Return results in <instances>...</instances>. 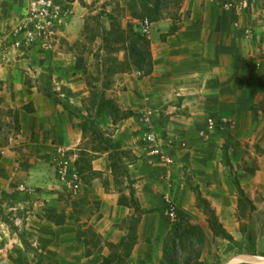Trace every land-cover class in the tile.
I'll list each match as a JSON object with an SVG mask.
<instances>
[{
    "label": "crops",
    "instance_id": "0c3cea01",
    "mask_svg": "<svg viewBox=\"0 0 264 264\" xmlns=\"http://www.w3.org/2000/svg\"><path fill=\"white\" fill-rule=\"evenodd\" d=\"M55 1L60 5L62 14L55 49L62 48L65 41L82 42L90 6L105 3L109 26L104 27L102 33L110 40L105 37L103 40L109 45L107 48H114L110 52L112 60L118 64L130 63L126 70L118 68L105 72L102 77L105 82L98 90L121 110L132 112L116 123L113 122L111 109L105 108L101 114L106 126L113 127L109 128L113 141L120 143L131 155L128 166L131 178L135 179L136 196L141 208L160 209L141 215L129 264H174L170 258L167 262L161 256L160 239L167 228L165 224L162 229V223H155L153 219L159 216L152 215L164 216L163 193L176 205L174 219L183 218L197 228L200 237L207 236V240H201L200 264H217L219 256L224 259L227 255L223 250H216L212 240L209 241L215 237L216 241L230 242L214 235L207 216L197 207L195 193L183 176L184 164L193 169L194 184L215 209L227 232L236 240L244 238L239 193L221 162L226 154L238 171L241 187L255 206L251 209L250 222L257 233V252L264 254V201H261L264 190L257 183L261 171L256 166L242 163V147L232 145V142H264V109L256 108L257 104L264 102V59H255L261 47L264 48V43L260 45L264 27L256 24V12L237 9L231 0H181L172 15L167 14V6L162 7L158 18L148 21L152 70L142 75L131 59L128 34L131 29L144 33L143 20L148 18L133 16L136 9L129 6L132 0ZM154 1L145 3L153 6ZM28 2L0 0V97L5 100L4 105L12 108L32 102L34 116L39 119L30 124V130L34 132L29 141L41 143V135H47L43 134L45 129L53 133L58 128L74 132V120L65 116L66 110L46 91L25 85L24 80L31 75V68L45 69L40 72L39 83L54 84L55 91L79 110L83 109L81 98L89 91L76 76L68 77L62 73L65 80L58 78L57 71L67 58L64 50H59L56 57H40L29 49L25 52L29 55L27 59L18 58L20 54L14 48L13 30L22 21ZM118 4L125 9L122 22H115L116 12L112 11ZM172 26L174 30L170 31ZM113 30L119 32V42H115L114 35L110 33ZM209 116L217 120L216 126L211 129L207 126ZM148 130L155 133L156 145L161 154L171 158L170 163L150 154V145L144 139ZM225 144L228 147L224 155L220 148ZM181 145L187 147L180 149ZM257 158L264 161V155ZM90 164L92 173H101L102 176L86 172L84 181L83 174H80L82 189L78 195L86 197L88 202L79 210L81 219L78 222L81 225L76 235L86 239L91 232L96 240L101 241L98 248L91 250L105 253L111 250V245L127 237L133 210L129 200L124 198L125 203L120 201V192L116 190L111 174L109 152L92 151ZM106 177L108 185L103 183ZM255 178L257 182H254ZM40 179L44 187L42 196L49 198L53 192L48 179L44 176ZM184 196L188 199L185 200ZM47 217L36 218L40 222L36 224L38 229ZM34 219L33 216L29 223L33 224ZM152 233L159 236L153 239L155 243L150 244L146 240L147 235ZM63 251L53 250L51 261L65 264ZM66 251L70 253V250ZM152 251L159 259L148 262V253ZM90 258L95 259L94 256ZM0 264L24 262L15 250H0ZM30 264L36 262L31 261Z\"/></svg>",
    "mask_w": 264,
    "mask_h": 264
},
{
    "label": "rangeland",
    "instance_id": "374dc122",
    "mask_svg": "<svg viewBox=\"0 0 264 264\" xmlns=\"http://www.w3.org/2000/svg\"><path fill=\"white\" fill-rule=\"evenodd\" d=\"M142 1L145 3L151 0ZM177 1L178 0H167L166 12L168 15H172L176 11L178 7ZM231 1L232 4H235L234 6L237 7V9H243L244 11L253 10L256 12V24H260L264 27V0ZM139 2L140 0H134V2L132 0L129 2V6L139 11ZM245 2L247 3L246 6H240ZM90 7V12L86 16V25L83 30L85 38L82 42L69 43L65 41L62 48L59 47L51 52H44L33 47L27 49L14 47L18 54H20L18 58L21 59H27V57H29V55L25 53L29 49H33L40 57H56L58 53H60L59 50L65 51L67 58L63 61L61 60L63 64H61V67L57 71L58 78L65 80V76L62 73H66L68 77L76 76L81 80L86 91H89V94L86 96L83 95L81 98L83 109H80V111L82 115H75L67 110L65 111V116L69 118L72 117L74 120L72 121L74 132H69L68 129L58 128L53 133L52 131L46 132L45 130L47 129H45L43 134L47 135H45V137L41 135L43 142L31 143L29 137L31 133L33 134L34 130L31 132L30 124L39 119L34 116V109L32 112H27L25 109V106L32 107V102L28 101L27 103H21L19 108H12L4 105L5 100L3 97H0V250H15V253L24 264H30L31 261H35L36 264H38L35 255L36 252L41 254L46 262L60 264L59 262L51 261L53 250H64L62 253L65 264H102L107 256H112L114 260L112 263L108 264H129L131 257L132 250L128 255L129 248L125 246V238L118 244L111 245V250L103 253L102 250H91V248H98L101 244V241L99 239L96 240L91 232L86 239H82L76 235L81 225L80 222H78L79 219H81L79 210L81 208L83 209L87 204V198L84 196L80 197L78 195L80 192L78 194H73L62 188L61 184L56 180V156L58 147L63 146L69 148V153L74 155L75 164L80 174H83V180L85 181L86 172H88V175L92 174L97 177L102 176L101 173L93 174L90 164L92 151H106L104 149L103 139L98 136L97 131L102 132L106 139L112 138L109 128L113 127L106 126L105 122L102 120V114L97 115L96 113L97 99L95 96L105 82L102 78L104 73L111 72L115 68L118 69L120 66L118 63L115 64L111 61L109 48H107L109 45L105 44L103 40V37L107 38V35L105 36L102 31L104 27L109 26V20L105 16L107 12L105 3L92 4ZM112 11L116 12L114 18L115 22H122L125 18L124 7L118 4ZM145 34L149 35V32ZM108 40H110V38ZM262 43H264V36L261 39L260 45ZM255 59H264V48L261 47ZM31 70V75L24 80L25 85L37 86L40 91H55L53 88L54 84L39 83L40 72H44L45 69L42 70L40 67H32ZM260 107L264 109L263 101L257 104L256 108ZM38 137H40V135H38ZM232 145L242 147L244 151L242 163L250 164L260 169V181L257 182L255 178L254 182H257L264 190V161H260L257 158L258 155H264V142H232ZM184 147H187V145H181L180 149ZM227 147L228 146L225 144L220 148L224 155L226 154ZM107 152H109V156L111 154L110 161L115 164L114 173L117 180L114 182L116 190L120 192V198L130 201L129 182L122 172L121 166H125L126 169H128L130 179L134 180L133 186L136 196L135 179L131 178L128 166L129 159H132L131 155L128 150L123 149L121 145ZM227 158L230 160L228 154L223 157L221 162L229 177V167L226 164ZM184 167H186V169L183 172V176L185 179L187 176L190 177L192 184H194L193 169L187 164H184ZM232 170L238 177V171L233 164ZM111 174L113 175V171H111ZM40 176H44L48 179V184L51 186L50 189L53 194H51L49 198L42 196L41 191L44 187L40 184ZM113 179L115 178L113 177ZM105 182H107L106 185H108L107 177L103 180V183ZM188 187H190L189 184ZM262 194H264V192ZM245 196L246 197L241 198L240 207L242 226L252 224L250 222L251 209L255 208L248 196L246 194ZM161 197H165V193L161 194ZM136 198L138 199L137 196ZM184 199L187 200V196H184ZM248 199L250 201H248ZM261 201H264V195L261 196ZM162 208L164 216H161V214H152L155 217L159 216L158 218L156 217L157 219H153L155 223L165 224L167 228L165 232H160V234L162 233L160 239V244L162 246H159V248L161 247L163 249L161 253L162 258L164 259V256L166 259L170 258L174 264H199V254L202 249L201 240L205 241V238L207 240V236L202 235V237H200L197 228H195L193 224L185 222L183 218L173 219L166 213L165 205ZM198 208L207 216L202 207ZM150 209L152 211L148 213H153V211H157L156 209L159 208ZM262 211H264V209H262ZM33 216L35 217V223L33 222V224H31L29 221ZM43 217H47V221L43 223V228L41 227V229H38L36 224L40 222H38L36 218ZM6 220L13 222L24 232L30 245L35 250L24 246L18 234L9 227ZM162 229H164V225ZM158 236L159 235L153 233L147 235V243H155L156 241L153 239ZM211 240L216 250H223L225 251L224 253L227 254L224 259L221 258L222 256H219L217 264H227L233 257L244 255V253H240L237 248L226 240L222 241L219 239L216 241L215 237H211L209 241ZM17 250H20V252ZM66 250H70V253ZM148 255V262L157 261L159 259V256L156 257L154 251L149 252ZM91 256H94L95 259H91Z\"/></svg>",
    "mask_w": 264,
    "mask_h": 264
},
{
    "label": "trees",
    "instance_id": "16d2710c",
    "mask_svg": "<svg viewBox=\"0 0 264 264\" xmlns=\"http://www.w3.org/2000/svg\"><path fill=\"white\" fill-rule=\"evenodd\" d=\"M68 1H73V0H68ZM180 1L181 0L177 1L178 5H179ZM133 2H134V0H133ZM166 6H167V0H155L153 3V6H150L149 4L144 3L142 0H140V2H139L140 10L139 11L137 9L133 10L132 14H133V16L139 17V18L147 17L148 21L150 22L151 20H156L158 18V14L161 11V8L166 7ZM173 30H174V26L171 27L170 31H173ZM110 33L114 35L113 36L114 41L119 42V37H120L119 32H117V30H113ZM108 37L109 36H107V38ZM128 40H129V52H130L131 59H132L133 63L139 67L142 75L149 74L152 70V60H151V52H150V43H149V39H148L147 35L138 31V30L131 29L129 34H128ZM108 48H109L108 49L109 52L113 51V49H114L111 46ZM111 61H113L115 64H117L114 60H111ZM129 64L130 63L128 61L123 62V63H119L118 64L120 66L119 69L126 70L129 67ZM115 70H117V69L116 68L113 69V71H115ZM45 91L47 92V94L49 96L54 97L56 99L57 103L60 104L68 112L73 113L75 115H82L79 108L77 106H75L73 103H71L68 99L61 96L59 94V92L49 91V90H45ZM95 97L97 99V103H96L97 115H100L104 111L105 108H109V109H111V113H112L114 123H116L119 119L125 118L132 113L131 111L121 110L115 104V102L112 99L105 98L103 96V94L100 93L99 91L97 92ZM25 109L27 112L33 111V108L31 106H25ZM97 133H98V136L103 139V144L105 146L104 149L106 151H112L113 148L120 146V143L113 142L112 138L106 139L103 136L102 132L97 131ZM110 156H111V154H110ZM110 156H109V159L111 158ZM226 164L229 167L228 175L231 178L234 185L236 186L237 191L239 193V199L241 201L242 197H246L245 192H244L243 188L241 187V184H240V181H239L237 175L232 170V162L228 158L226 160ZM111 166H112L114 178H115V180H117L115 173H114L115 164L113 162H111ZM121 169H122V172L124 173V175L126 176V178L128 179V182H129L130 205H131V208L133 210L132 215L129 219V225H128L129 231H128L127 237L125 238L126 239L125 246H127L129 248V251L127 253L129 255L132 247L134 246V244L137 241V227H138L141 215L143 213L151 212L152 210L151 209L147 210V209L141 208L140 203L135 196V189L133 186L134 180L130 179V176L128 175V169H126L125 166H121ZM186 182H187V184L190 185V188L195 193L197 206L202 207L203 210L205 211V213L207 214V220L209 222V226L212 229L215 236L229 240L231 243H233L237 247V249L239 250L240 253L254 254V255L259 254V255L264 256V254H260L257 252V249H256L257 233H256V230L254 229L252 224L243 225L242 231L244 233V238L240 241L236 240L230 233L227 232V230L225 229L223 224L219 221V218L215 212V209L212 208L209 201L205 197L202 196L201 192L198 189V186L195 184H192L190 177H188V176L186 178ZM120 201H121V203L126 202L122 198L120 199ZM248 201H250V200L248 199ZM6 221L9 225V227L12 228L18 234V236L20 237L24 246L27 248H32V246L30 245V242L26 238L24 232L22 230H20L13 222H10L9 220H6ZM32 249L35 250L34 248H32ZM35 255H36L38 264H51L49 262H46L44 260L43 256L41 254H39L38 252H36ZM164 260H166L168 262V259H166L165 256H164ZM112 261H114L112 256H107V257H105L102 264L112 263ZM240 264H252V263L243 262Z\"/></svg>",
    "mask_w": 264,
    "mask_h": 264
},
{
    "label": "built area",
    "instance_id": "2783aa9c",
    "mask_svg": "<svg viewBox=\"0 0 264 264\" xmlns=\"http://www.w3.org/2000/svg\"><path fill=\"white\" fill-rule=\"evenodd\" d=\"M242 3L240 6H246ZM62 21L61 7L55 0H29L22 21L16 25L14 47L27 49L33 47L44 52L55 49L58 40V26ZM148 20H143V32L148 33ZM217 120L213 116L207 118L209 129L214 128ZM145 141L150 145V154L156 159L171 162L169 156L161 154L156 145L157 136L152 130L144 133ZM56 180L62 188L78 194L82 189L81 175L75 164L74 155L69 153V148L60 146L56 156ZM29 190V189H28ZM165 211L173 219L176 216V205L172 198L165 196Z\"/></svg>",
    "mask_w": 264,
    "mask_h": 264
},
{
    "label": "water",
    "instance_id": "95a60500",
    "mask_svg": "<svg viewBox=\"0 0 264 264\" xmlns=\"http://www.w3.org/2000/svg\"><path fill=\"white\" fill-rule=\"evenodd\" d=\"M250 262L252 264H264V257L254 254L238 255L230 260L227 264H240Z\"/></svg>",
    "mask_w": 264,
    "mask_h": 264
}]
</instances>
